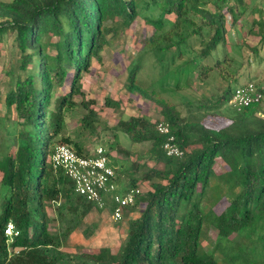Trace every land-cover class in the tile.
Wrapping results in <instances>:
<instances>
[{
	"label": "trees",
	"instance_id": "16d2710c",
	"mask_svg": "<svg viewBox=\"0 0 264 264\" xmlns=\"http://www.w3.org/2000/svg\"><path fill=\"white\" fill-rule=\"evenodd\" d=\"M246 3L0 1V41L7 33L14 36L16 71L20 73L7 72L11 87L2 101L6 113L14 115V132L8 143L0 139V264H219L216 254L223 264H264V109L260 104L241 111L232 109L226 123L216 127L206 120L210 110L207 100L182 116L176 106L137 85L134 66L126 89L159 108L182 155L165 154L166 136L156 131L158 121L132 116L117 122L118 130L131 143H148L149 148L146 159H136L124 170L130 177L129 189L138 188L140 183L147 188L133 206L124 210L141 208L139 216L127 222L126 234L114 250H64V242L93 210L111 212L113 205L107 198L104 209L96 208L76 194L73 183L50 163L58 145H67L78 155H90L84 152L81 141L63 134L64 110L81 106L86 111L80 120L81 129L93 130L97 113L90 106L95 102L84 98L82 74L89 71L92 59L99 61L109 41L107 36H116L117 23L128 28L142 10L158 9L155 18H144L153 28L144 47L159 63L185 59L176 73L189 74L188 63L197 78L205 82L225 74L228 33L245 15ZM248 16V34L259 39L251 50L258 55L264 46V18L253 10ZM167 23L169 27L164 29ZM168 65L164 67L166 73L170 71ZM246 84L234 88L228 85L212 107L227 105L234 90ZM257 89L264 95V90ZM62 90L64 93L53 99ZM75 96L81 101L75 102ZM119 105L118 101L105 100V106ZM219 163L223 166L220 174L215 169ZM222 201L225 206L215 213V206ZM49 207L55 211V220L47 214ZM9 220L19 231L10 245L13 250L19 249L17 254L9 253L3 233ZM51 221L58 224L56 232L49 229ZM210 228L216 231V237L207 252L202 244ZM93 230L92 226L83 231L84 238H89Z\"/></svg>",
	"mask_w": 264,
	"mask_h": 264
},
{
	"label": "rangeland",
	"instance_id": "374dc122",
	"mask_svg": "<svg viewBox=\"0 0 264 264\" xmlns=\"http://www.w3.org/2000/svg\"><path fill=\"white\" fill-rule=\"evenodd\" d=\"M229 1L235 2V0ZM244 1L248 3H246L245 15L239 19L237 25L232 27L228 33V63L223 65L225 74L221 78L212 77L205 82L200 81L196 74L192 72V67L188 63L189 74L185 72V74L179 75V73H176V69L183 62L185 63V59H176L173 64H169L168 61L159 63L155 54L144 47V41L153 33L152 26L145 23L144 18L158 16L159 10L156 8L147 11L142 10L139 17L128 28L122 26L120 22L117 23L116 36H107L109 41L100 53L99 61L92 59L89 71L82 74L81 79V89L84 92L85 100L95 102L94 105L90 106L97 113L94 128L93 130L81 129L80 120L86 111L81 106L76 105L64 110L63 134L70 136L72 140L81 141L85 153L92 154L94 149L98 147H102L106 151L111 164L115 168L117 194H123L125 190L129 189L130 177L127 176L124 170L136 159H146V152L149 148L148 143L140 145L131 143L118 130L117 122L127 120L132 116H143L151 122L163 120L159 108L153 102L137 93L131 94L126 89L129 73L134 66L137 65V85L147 93L153 91L164 101L176 106L182 116L186 115L188 109L195 110L197 106L205 104L207 100L210 110L207 111L206 120L216 127L223 126L226 123V118L232 112L229 104L220 109L212 107L217 96L228 85L234 88L250 82L264 90V46L260 49L258 55L253 54L251 48L257 45L259 39L248 34L250 29V16L248 15L253 10V14L256 16L259 14L264 18V0ZM259 9H262L261 12H259ZM169 19L173 20L172 17H169ZM195 21L198 22L197 19ZM168 27L169 23L165 25L164 29H168ZM189 54L192 56L194 52ZM218 56H221L220 49L218 50ZM17 59L18 53L14 36L7 33L1 37L0 41V139L3 143H8V139L10 140L14 132L12 123L14 115L6 113L2 101L11 87L7 72L14 71L16 74H20L16 71ZM214 60L215 55L213 54L209 61L212 63ZM166 65L169 66L170 70L167 73L164 71ZM186 74H188L187 82H185ZM63 91L56 92L53 99L61 93L63 94ZM106 99L118 101L120 103L119 107L105 106ZM73 100L78 103L81 98L75 96ZM260 106L264 109V95ZM120 149L126 151L129 156L127 153L121 152ZM215 169L218 174L223 172V166H220V163L216 165ZM214 183L215 181H212V184ZM146 186V184L140 183L138 188L141 192H144ZM110 204L112 205V203ZM224 206L223 201L217 204L214 208L215 213H220ZM140 212V207L135 212L124 211L122 219L114 222L111 219V212L107 209L93 210L84 219L79 229L64 242L63 248L71 253H89L103 247L114 250L126 234L127 222L138 217ZM47 214L55 220V211L52 207L47 208ZM92 226L94 227L92 235L89 238H84L83 231L92 228ZM57 228V222L51 221L49 224L50 231L56 232ZM206 235L207 241L203 242L202 248L209 252L216 237V231L210 228L207 230ZM216 257L219 264H223L218 254H216Z\"/></svg>",
	"mask_w": 264,
	"mask_h": 264
},
{
	"label": "built area",
	"instance_id": "2783aa9c",
	"mask_svg": "<svg viewBox=\"0 0 264 264\" xmlns=\"http://www.w3.org/2000/svg\"><path fill=\"white\" fill-rule=\"evenodd\" d=\"M262 93L253 83L237 87L229 101V106L235 111L252 104H260ZM156 131L166 136L163 150L167 156H181V149L175 144L169 124L160 120L156 124ZM50 163L54 170H61L73 183L76 194L98 209H104L105 200L109 198L113 205L111 219L118 222L122 219L124 210L133 206L135 199L141 194L139 188L127 189L123 194H117L116 172L110 158L102 147L94 149L88 156L78 155L67 145H58L50 156ZM9 253L19 249H11L10 245L19 235V231L12 220H9L3 230Z\"/></svg>",
	"mask_w": 264,
	"mask_h": 264
},
{
	"label": "crops",
	"instance_id": "0c3cea01",
	"mask_svg": "<svg viewBox=\"0 0 264 264\" xmlns=\"http://www.w3.org/2000/svg\"><path fill=\"white\" fill-rule=\"evenodd\" d=\"M125 191H127V190H125ZM125 191H124V192H125Z\"/></svg>",
	"mask_w": 264,
	"mask_h": 264
}]
</instances>
